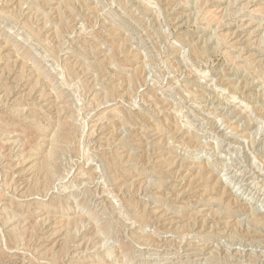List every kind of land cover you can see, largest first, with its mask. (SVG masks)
Segmentation results:
<instances>
[{
    "label": "rangeland",
    "instance_id": "rangeland-1",
    "mask_svg": "<svg viewBox=\"0 0 264 264\" xmlns=\"http://www.w3.org/2000/svg\"><path fill=\"white\" fill-rule=\"evenodd\" d=\"M0 264H264V0H0Z\"/></svg>",
    "mask_w": 264,
    "mask_h": 264
},
{
    "label": "bare ground",
    "instance_id": "bare-ground-1",
    "mask_svg": "<svg viewBox=\"0 0 264 264\" xmlns=\"http://www.w3.org/2000/svg\"><path fill=\"white\" fill-rule=\"evenodd\" d=\"M241 21V20H240ZM235 24V23H234ZM231 25V24H230ZM238 48V47H237ZM231 110V109H230ZM233 113V112H232ZM225 114V113H224ZM238 115V114H237ZM236 175V174H235ZM243 184V183H242ZM235 190V189H234ZM256 211V210H255ZM257 213V212H256ZM190 253V252H189ZM196 254V253H195Z\"/></svg>",
    "mask_w": 264,
    "mask_h": 264
}]
</instances>
